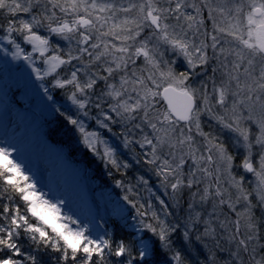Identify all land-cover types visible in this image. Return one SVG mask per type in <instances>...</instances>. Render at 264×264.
I'll use <instances>...</instances> for the list:
<instances>
[{
    "label": "rangeland",
    "instance_id": "rangeland-1",
    "mask_svg": "<svg viewBox=\"0 0 264 264\" xmlns=\"http://www.w3.org/2000/svg\"><path fill=\"white\" fill-rule=\"evenodd\" d=\"M5 7L15 8V12L20 9L23 18L15 17L21 25L16 31L6 26L0 29V171L6 173L8 183L19 188L23 199L47 202L40 209L46 219L34 215L25 199L29 212L61 238L66 231L82 233L83 244L93 248L104 244V224L110 216L116 217L132 231L140 253H144L139 262L154 264L152 240L157 232L152 223L145 213L129 207L123 193L126 188L110 184L102 173L107 161L116 160V165L122 166L124 155L118 156L114 146L121 145L122 136L109 131L103 113L92 129L81 119L89 98L84 95L85 88L103 78V97L117 102L109 104L113 117L122 121L121 128L132 125L135 137L124 136L135 138L139 151L145 154L132 153V160L144 177L156 182L151 187L144 184L148 206L158 201L176 208L191 240L204 250L227 252L233 262H241L248 249L241 241L242 234L249 237L248 241L254 239L253 210L264 214V52L255 35L258 24L264 21V0H0L1 13ZM152 8L158 17V31L149 24L147 12ZM256 9L260 15L254 13ZM45 17H51L53 23L75 24V29L65 38L48 30ZM80 18L89 20L90 25L76 23ZM25 24L32 26L31 33ZM113 25L122 27L112 30ZM145 27L152 29L149 36L142 35ZM165 32L188 44L192 64L162 38ZM36 34L48 38V53L41 55L27 39ZM124 36L131 38L124 40ZM105 43L110 50L112 46L126 47L127 52H116L114 59L110 53L102 54ZM144 46L156 66L135 54ZM53 55L69 58L46 75ZM200 56L205 59L201 61ZM210 59L214 68L226 70L220 73L230 80L220 102L210 103L204 98L208 71L202 68ZM109 63L112 66L106 72L103 66ZM77 65L84 67L79 70L80 77L75 71ZM169 69L183 79L182 85H187L199 102L185 124L176 121L166 107H152L158 104L157 86L169 83L161 72ZM182 69H187L183 77ZM59 70L50 86L68 87V82L77 80L79 87L72 86L82 97L76 96L74 87L69 100L75 109L74 118L79 117L74 122L76 132H80L78 144L94 155L93 168L104 160L103 168H96L102 183L98 184L85 167L69 160L64 148L52 143L44 132L58 104L45 79ZM142 70L148 73L143 76ZM73 73L76 80H72ZM107 76H111L110 81L105 80ZM210 96L216 97L214 93ZM24 130L34 136L29 145L37 144L39 154L46 155L50 164L43 163L41 156L39 160L25 155L29 149L23 148L29 141L23 139L24 134L17 136ZM106 133L114 136L108 138ZM53 153L57 160L52 164ZM14 168L18 172H13ZM155 193L159 199L153 197ZM129 211L134 212L133 218ZM173 260L174 264L181 263L175 257Z\"/></svg>",
    "mask_w": 264,
    "mask_h": 264
},
{
    "label": "trees",
    "instance_id": "trees-1",
    "mask_svg": "<svg viewBox=\"0 0 264 264\" xmlns=\"http://www.w3.org/2000/svg\"><path fill=\"white\" fill-rule=\"evenodd\" d=\"M17 7L18 6H16V8ZM14 9L15 8L8 9L5 7L3 8L4 12H0V29L3 30L6 26L16 31L21 27L20 22L17 21L18 18H23L21 17V10L18 9L17 12H15ZM136 40L137 39H134V42ZM131 42H133V40H131ZM64 58L67 60L69 57L65 55ZM110 66H112L111 63L104 64L103 67H106V72H108L107 68ZM75 68L77 69H75L76 74L80 77L81 74L79 70L83 71L84 67L82 65H77ZM60 72L59 70L56 74L45 79V84H47L49 88L51 87V79L59 75ZM145 72L148 73L147 71H141L143 76H145ZM104 78L106 81H110L111 76ZM102 80L103 78L95 80L90 88H85V84H83V87L86 89L84 95L89 98H87L81 110V119L82 122L92 129L93 124L97 126L100 113H103L107 117L105 120L106 127L109 128V131H115L118 136H122L120 143L122 146L118 144L114 146L117 149L118 156L124 155L123 160L120 161L123 167H118L116 165L119 161H107L103 170L104 172L102 173L105 175L106 181L111 182L110 184L114 183L120 185L121 189L125 187V191H121L127 197L129 207L134 210L138 209V213H145L146 219L152 223V226L157 232V237L152 240L154 264H174V257L181 261L180 264H264V214L258 212L257 209L253 210L252 213V224L254 225L252 226V236L254 239L248 241L246 238L249 237L242 234L243 239L241 238V241L244 240L243 243L248 249H245L246 253L245 256L243 255L241 262H233L231 256H229L227 252H220L219 250H211V252H209L208 249L204 250L194 242L193 239L191 240L189 236L190 233L185 228L182 214L180 211L178 213L176 208H167L164 204L158 203V201H154L153 204L148 206V197L144 193V186H147L146 183H149V187H151V184L156 182L150 177H144L142 172L137 169L141 167L132 160L134 157V154L130 155L132 153H136L141 157L145 154L139 151L137 143L133 140L135 138L124 136V134H131L130 136H134L131 130L132 125L127 124L121 128L120 124H122V121H117L116 118L113 117L114 111L110 108L109 104H117V102L112 99H107L108 97L106 96L103 97L104 90L100 88V85L103 83ZM68 85V87L63 88L58 87L52 89L51 87L54 100H58L56 107L57 111L51 121L45 123L44 130L47 137L53 143L62 146L67 156L75 163L85 167V171L99 184L102 183V179L98 173L100 169L96 168H103L102 164H104V160L97 163V166L93 168L92 157H94V155L79 147L78 136L80 137V132H76L74 125V122L79 120V117L74 118L75 109L71 106V101L69 99L73 96L74 87L77 97H82V94L76 88L77 80L72 83L68 82ZM80 86H82V84ZM157 88L159 89V86H157ZM154 90L155 89H153V91ZM105 92H107V89ZM157 99L158 104H154L152 107L157 108L161 106L165 109L159 96H157ZM123 123H127V121ZM128 131L131 133H128ZM104 136L109 138V136L112 137L114 135L113 133H106ZM78 158H80V161ZM6 177V173L0 171V236H3L6 230L11 231L12 240L20 251V255L17 259L22 261V264H127L129 261L137 264H145L146 261L139 262L140 251L132 231L128 229L120 219L112 216H110L104 224V242L108 241V244L105 245L104 243L99 245L102 250V255L92 252L86 253L84 248L87 247V244H83L79 251L73 252L55 231L29 212L27 201L23 199L22 192L18 190L19 188L14 184L8 183ZM142 178L143 180H140ZM128 189L130 191L134 190V194L130 193ZM153 197L159 199L157 193L153 194ZM130 211L128 213L133 218L134 212H132V214ZM16 221L19 222L18 227ZM238 231H240L239 227L238 229L236 228L237 233ZM257 231L259 233H257ZM162 235L163 238H161ZM121 245L126 249L123 258L115 255L116 250ZM242 245L243 244H241V246ZM89 246L93 247L91 244H89ZM190 248L193 249V252ZM4 254H6V250L0 251V255Z\"/></svg>",
    "mask_w": 264,
    "mask_h": 264
},
{
    "label": "snow or ice",
    "instance_id": "snow-or-ice-1",
    "mask_svg": "<svg viewBox=\"0 0 264 264\" xmlns=\"http://www.w3.org/2000/svg\"><path fill=\"white\" fill-rule=\"evenodd\" d=\"M72 7L75 8V3H73ZM93 7H95V5H93ZM177 7H179V5H177ZM101 11H103V8H101ZM154 11H155L154 8L150 9L148 12V16L152 20V22L157 24V26H158V17L156 15H154ZM258 11H259V9H258ZM45 19L49 20V24H48V30L49 31L56 33V34L64 35L65 38H67L68 33L74 31V29H75V24L69 25L66 22L65 23H53L51 17H45ZM98 19H100V18L98 17ZM187 19L192 20L193 18L187 17ZM250 22H253V21H250ZM34 23L38 24L39 20H34ZM76 23L84 24L86 26L90 25V21L85 19V18H80L78 21H76ZM125 23H127V22H125ZM24 27H25V29H27L29 31V33H31V27H32L31 25L25 24ZM121 27H122V25H113L112 30L118 29ZM249 35H253V33H250ZM255 35H257L258 37H264V21H261L258 24ZM130 38H131L130 36H124L122 39L127 40ZM162 38L167 40V42L171 46H173V47L177 48L179 51H181L185 55V57L188 59L189 64L193 63L194 57H193L192 53L189 51V47H188V44L186 42H184L183 40L178 39V38L169 37L167 32L164 33ZM27 39H31L33 48L35 50H37L41 55H44V54L49 52V40L47 37L36 34L34 38L32 37V35H29V37H27ZM84 39L87 40L88 37H85ZM245 43H247V42H245ZM258 43L260 44L261 48H264V39H258ZM93 47H97V45H93ZM116 52L126 53L127 48L126 47L116 48L115 46H112V48L110 50L107 43H105L102 54H109L110 53L113 55V57L115 59L116 58L115 57ZM135 54L143 55L149 64L156 66L154 58L152 57V55L150 54V52L146 46L137 48ZM199 59L201 61H203L205 59V57L200 56ZM64 62H65V58H63L59 55L51 56L49 58V61H48L49 69H48V72L45 74L47 75L49 73L55 72L59 67H61L63 65ZM161 77L163 79L169 81L168 86L164 89V94L167 97L169 104L172 106V111L179 114L181 112V106H179L176 103L177 97H179V96L186 97L187 100L190 102L191 101V94L186 89H183L181 87V85L183 84V79L181 77H178L171 69H169L167 72H161ZM72 80H76L75 73H73ZM58 83L63 85V83H65V82H58ZM77 86L79 87V85H77ZM89 86H91V85H89ZM113 95H119V92H115V93H113ZM220 96H221V99H223V91L220 92ZM188 106L189 107L191 106L190 103ZM185 113H186V109H185ZM185 118H186V115H185ZM165 119H167V117H165ZM4 159H7V156H5ZM245 167H250V165L246 164ZM12 171L18 172V169L14 168V169H12ZM25 199L29 200V204L31 206V210H32L33 214L37 215L39 218L43 219V217H40V211L39 210L41 208L46 207L47 202L34 203L28 197H26ZM16 224L18 227L19 222L16 221ZM149 227H150V225H149ZM62 238L64 239L67 247L69 249H71L73 252L79 251V249L83 246V242L85 239V237L83 236L82 233L71 232V231L63 232ZM161 238H163V235L161 236ZM104 243H105V245H107L108 241H105ZM5 250H6V254L0 255V264H22V261H19L17 259V257L20 255V251L15 246V244L12 240L11 231H8V230H6L3 233V236H0V251H5ZM84 251L86 253L92 252V253L102 255V250L98 245L95 248H93L91 246L84 248ZM125 252H126V249L121 245L116 250L115 255L123 258ZM140 256H141V258H143L144 253L141 252ZM129 264H132V262L129 261Z\"/></svg>",
    "mask_w": 264,
    "mask_h": 264
},
{
    "label": "flooded vegetation",
    "instance_id": "flooded-vegetation-1",
    "mask_svg": "<svg viewBox=\"0 0 264 264\" xmlns=\"http://www.w3.org/2000/svg\"><path fill=\"white\" fill-rule=\"evenodd\" d=\"M149 12V11H148ZM148 12H147V16H148ZM155 15V14H154ZM148 19H149V24L154 27L155 30H160V25L158 23V26L157 24L153 23L152 20L149 18L148 16ZM151 28L149 27H145L143 29V32L142 34L143 35H150L151 34ZM148 35V36H149ZM215 67V65H214ZM213 67V64H212V60L210 59V61H208L205 66H203L202 69H207L208 71V76L206 78V87H207V90L205 91L204 93V98L208 101L211 102H220V100H218L220 98V92L221 91H225L227 89V85L226 83H229L230 80L228 79L229 76H226V74H221L220 71H222L223 69H220V68H214ZM225 70V69H224ZM223 70V71H224ZM229 70V69H228ZM226 72V70H225ZM231 74V71L229 70V75ZM233 75V74H231ZM181 87L183 89H186L187 91H189L191 93V95L194 97L195 101H197L195 95L188 89L187 85H181ZM230 89V88H228ZM211 93H214V95L216 97H211L210 94ZM199 103V102H198ZM197 103V105H198Z\"/></svg>",
    "mask_w": 264,
    "mask_h": 264
},
{
    "label": "water",
    "instance_id": "water-1",
    "mask_svg": "<svg viewBox=\"0 0 264 264\" xmlns=\"http://www.w3.org/2000/svg\"><path fill=\"white\" fill-rule=\"evenodd\" d=\"M255 14L256 15H259L260 14V10H255ZM258 37V36H257ZM259 39H262V37H258ZM263 51H264V48H261ZM167 86H165L162 91H161V96L163 97L165 103L167 104L168 106V109L171 113V115L177 120V121H180V122H186L192 111L194 110V99L193 97L191 96V101L189 102L187 100L186 97H183V96H179L177 97V100H176V103L181 106V112L179 114H177L176 112L172 111V106L169 104V101L167 99V97L165 96L164 94V89L166 88ZM190 103V107L188 106ZM185 109H186V113H185ZM185 115H186V118H185Z\"/></svg>",
    "mask_w": 264,
    "mask_h": 264
},
{
    "label": "bare ground",
    "instance_id": "bare-ground-1",
    "mask_svg": "<svg viewBox=\"0 0 264 264\" xmlns=\"http://www.w3.org/2000/svg\"><path fill=\"white\" fill-rule=\"evenodd\" d=\"M49 69V68H48ZM48 69H47V71H48ZM27 132L28 131H26V130H24V132H22V133H19L17 136H19V137H21V135H23L24 134V137H23V139H27L28 141L31 139V140H33V138H34V136L33 135H29V134H27ZM11 141H13L12 139H11ZM35 141H38V139H34V142ZM30 142L31 141H29L27 144H26V146H25V148H23V149H29V151L28 152H26L25 153V155H28V156H30V155H32V156H35V158H38L39 160L41 159V157L43 158V163H48V164H50V160H49V158H47V157H44V156H46V155H40L39 154V152H38V149H37V147H36V145L37 144H34V145H29L30 144ZM40 141H38L37 143H39ZM55 153V152H54ZM54 153H53V159H51V162H52V164L57 160V157L56 156H54ZM41 156V157H40ZM56 157V158H55ZM61 168H62V166H60ZM40 211V216H42L43 217V215L41 214V210H39ZM44 218V217H43ZM47 218V217H46ZM46 218H44V219H46ZM48 220V219H47ZM49 222H51L50 220H48ZM53 223V222H52Z\"/></svg>",
    "mask_w": 264,
    "mask_h": 264
},
{
    "label": "clouds",
    "instance_id": "clouds-1",
    "mask_svg": "<svg viewBox=\"0 0 264 264\" xmlns=\"http://www.w3.org/2000/svg\"><path fill=\"white\" fill-rule=\"evenodd\" d=\"M171 67V66H170ZM173 70H175V69H173ZM186 71H187V69H182V70H180V74H181V76L183 77L184 76V73H186ZM254 226V225H253Z\"/></svg>",
    "mask_w": 264,
    "mask_h": 264
}]
</instances>
